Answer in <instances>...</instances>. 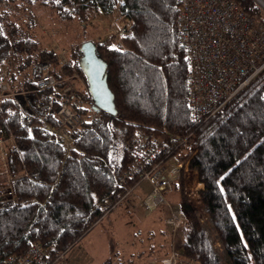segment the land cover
Returning <instances> with one entry per match:
<instances>
[{
  "label": "trees",
  "instance_id": "1",
  "mask_svg": "<svg viewBox=\"0 0 264 264\" xmlns=\"http://www.w3.org/2000/svg\"><path fill=\"white\" fill-rule=\"evenodd\" d=\"M234 1L260 12L255 0ZM28 7L57 23L86 28L102 15L115 17L118 28L128 26L117 39L97 43L118 114L94 109L80 88L70 105L82 121L69 131L74 149L54 131L65 84L38 90L36 82L49 63L54 78L78 74L85 87L81 45L62 48L64 57L42 47L33 34L40 20ZM179 9L177 0H0V138L13 143L6 155L12 180L0 185V264H18L35 244L51 255L45 264L73 249L125 199L135 180L120 188L112 169L120 175L131 164L126 147L139 131L162 138L166 131L177 142L192 133L175 154L180 159L198 149L191 165L206 182L201 201L226 257L231 264H264V71L197 127L188 105L186 51L177 39ZM23 91L24 101L17 95ZM181 205L189 218L179 244L183 256L222 264L195 208L186 198ZM113 258L102 264H116Z\"/></svg>",
  "mask_w": 264,
  "mask_h": 264
},
{
  "label": "built area",
  "instance_id": "2",
  "mask_svg": "<svg viewBox=\"0 0 264 264\" xmlns=\"http://www.w3.org/2000/svg\"><path fill=\"white\" fill-rule=\"evenodd\" d=\"M177 3L180 6L176 16L177 39L186 51L188 105L191 120L199 127L210 121L264 71V14L247 12L234 0H177ZM127 27H120L116 37L126 33ZM61 55L64 57L65 53ZM42 67L44 75L36 82L38 90L64 83L65 89L62 93H68L57 110L59 126L55 133L68 134L69 131H75L82 121L80 116L74 110H68V107L72 97L78 92L72 85V80L81 77L74 74L60 81L50 74L49 63ZM2 88L5 90V85ZM84 88L87 98L93 102L87 85ZM163 134L162 138L139 131L126 147L133 161L120 175L115 169H112V173L116 185L120 188H126L130 180L136 181L137 177L139 180H147L153 187L146 200L149 210L168 202L165 193L176 187L180 199L177 208L172 210V217L166 220V228L173 238L170 240L171 251L168 256L152 260V264H200L197 260L183 256L182 251L176 248L175 238L177 231L184 229L189 222L182 210V199L186 198L197 209L194 191L200 195L206 188L201 171L191 165V159L198 149L195 148L190 156L178 159L175 152L187 144L192 133L179 142L176 136L166 131ZM171 142L177 144L170 148ZM70 149H74L72 145L69 146L68 150ZM170 164L173 166L167 171ZM188 169L198 177L197 183L193 182L195 178L191 184L183 179L181 174ZM129 189L130 187H127L126 194L130 192ZM50 260L49 252L35 244L18 264H45Z\"/></svg>",
  "mask_w": 264,
  "mask_h": 264
},
{
  "label": "rangeland",
  "instance_id": "3",
  "mask_svg": "<svg viewBox=\"0 0 264 264\" xmlns=\"http://www.w3.org/2000/svg\"><path fill=\"white\" fill-rule=\"evenodd\" d=\"M255 2L258 3L256 0ZM258 4L260 6V12L258 14L263 15L264 5ZM27 9L29 12L30 10L34 12V16L40 20L38 21L39 28H36L33 32L34 36L36 35V38L40 41V45H42V47L46 46L49 49L54 47L58 48L61 50L60 53H66L71 47L82 45L90 38H93L91 41L97 44L100 41L103 42L104 40H108L111 38L110 36L113 35L114 39H117L116 35H119V28L115 24L116 20H114L115 17L112 16L107 18L100 15L95 21L84 28L80 22L76 21L72 24L52 22L50 18H48V12L43 9H35V11L31 7ZM62 48L68 49L62 50ZM4 69L1 75L4 76L7 81L6 74L8 69ZM72 83L78 92L80 88H84L80 78L73 79ZM78 92L76 94H78ZM1 94L2 92L0 96ZM17 95H20L19 99L22 101L26 100L28 96L24 91L17 93ZM25 103L26 101L24 104ZM68 110H72L71 107H68ZM55 130H58V128L54 129V131ZM59 134L68 148L71 145L74 148L69 133V135L65 132ZM12 144L11 140L4 142L0 139V185L4 184L7 179L10 181L12 180L10 179L11 175L6 179V176L10 173V169L6 167V155ZM7 147L8 151L6 149ZM172 166L173 164L168 165L167 171H169ZM181 175L188 184H191L194 178L193 182H198L196 174L190 172L189 169L186 172L184 171ZM139 179L140 178L137 177L136 181L133 182L129 189L130 192L124 195L125 199L114 207L112 211L106 213L103 220L96 224L95 227L74 246L76 247L75 249L73 248L67 253L60 255L63 256V258L60 256L55 258L52 264H102L111 257H114V263L116 264H152V260L165 256L162 257V254L159 255V252L163 250H160L158 247L152 256L148 254V246L153 241V239H151L152 236L146 234L147 231L150 230L155 231V236L157 235L154 238L155 242L158 238L169 240L167 250H169L170 254V240L173 238L170 231L165 228L166 220L172 217V210L177 208L176 205L179 202L180 195L174 186L171 192L165 193L168 202H163L158 205V207L149 210L146 205V200L149 198V194L152 192L153 187L147 180ZM194 198V203L198 206L197 209L195 208L196 214L199 219H201V224L207 231L217 256L222 264H231L224 253L220 239L212 225L209 215L206 213L204 204H202L201 194L198 195V193L194 191ZM182 235L183 229H180L177 231L175 237L177 240L176 248L179 250H181L179 244L182 242ZM112 243L115 246L114 251L111 249ZM165 251H163V253ZM56 259L59 260L56 261Z\"/></svg>",
  "mask_w": 264,
  "mask_h": 264
},
{
  "label": "water",
  "instance_id": "4",
  "mask_svg": "<svg viewBox=\"0 0 264 264\" xmlns=\"http://www.w3.org/2000/svg\"><path fill=\"white\" fill-rule=\"evenodd\" d=\"M264 5V0H256ZM82 57L78 62L81 71L86 77L88 92L93 100L94 109L105 111L109 115L116 116L118 109L115 104V95L108 85L109 75L107 73L109 65L105 59L98 54L97 44L87 40L81 45Z\"/></svg>",
  "mask_w": 264,
  "mask_h": 264
},
{
  "label": "crops",
  "instance_id": "5",
  "mask_svg": "<svg viewBox=\"0 0 264 264\" xmlns=\"http://www.w3.org/2000/svg\"><path fill=\"white\" fill-rule=\"evenodd\" d=\"M166 228V227H165ZM159 233V232H158ZM161 233V232H160ZM148 236H152L151 239H153L152 243L148 246V254L152 256V254L156 251V248L158 247L160 250H163V251H167V248H168V244H169V240H164L162 238H158L157 241L155 242L154 241V238L157 236H155V231L153 230H150V231H147L146 233ZM150 239V240H151ZM166 246V247H165ZM76 247H74L75 249ZM165 248V250H164ZM163 251L162 252H159V255L163 254ZM72 253V252H71ZM153 262V261H152ZM92 264V263H90Z\"/></svg>",
  "mask_w": 264,
  "mask_h": 264
}]
</instances>
